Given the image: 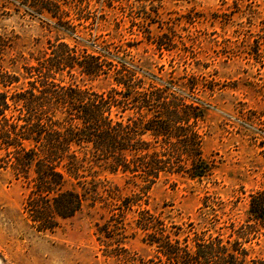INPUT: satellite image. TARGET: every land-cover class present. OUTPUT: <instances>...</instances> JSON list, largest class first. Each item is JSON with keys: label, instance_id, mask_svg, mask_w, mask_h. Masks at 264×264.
<instances>
[{"label": "rangeland", "instance_id": "1", "mask_svg": "<svg viewBox=\"0 0 264 264\" xmlns=\"http://www.w3.org/2000/svg\"><path fill=\"white\" fill-rule=\"evenodd\" d=\"M26 1L0 0L4 67L21 78L13 88L25 83L22 67L58 39L94 55L116 47L150 82L198 80L204 91L195 95L207 108L203 155L213 173L201 181L163 175L142 207L181 226L189 242L195 235L237 240L240 264H264V226L248 213L251 195L264 192V0H69L61 6L75 33L69 23L58 31ZM58 79L96 92L111 87L108 77L65 72ZM109 179L129 194L123 177ZM26 196L24 181L0 167V264H130L154 254L132 227L107 229L105 239L108 215L98 206L39 231L23 210Z\"/></svg>", "mask_w": 264, "mask_h": 264}, {"label": "trees", "instance_id": "2", "mask_svg": "<svg viewBox=\"0 0 264 264\" xmlns=\"http://www.w3.org/2000/svg\"><path fill=\"white\" fill-rule=\"evenodd\" d=\"M26 2L58 31L69 23L61 6L69 0ZM68 29L76 31L70 23ZM48 44L34 65L22 67L23 86L13 88L21 78L5 69L7 42L0 37V167L24 181L30 222L53 232L85 205L98 206L108 215L105 239L111 237L107 229L132 227L153 248L152 257L130 264H240L239 241L195 235L189 242L181 226L142 207L163 175L201 181L213 173L203 155L207 108L195 95L204 91L198 80L157 82L150 75V82L116 47L102 56L59 39ZM65 72L108 77L111 87L96 92L64 85L58 77ZM118 175L132 187L128 195L110 182ZM248 213L264 226V192L251 195Z\"/></svg>", "mask_w": 264, "mask_h": 264}]
</instances>
